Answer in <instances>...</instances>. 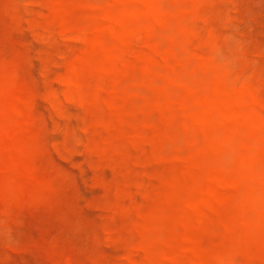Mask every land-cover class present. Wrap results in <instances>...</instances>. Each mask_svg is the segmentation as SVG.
<instances>
[{
	"label": "rangeland",
	"instance_id": "1",
	"mask_svg": "<svg viewBox=\"0 0 264 264\" xmlns=\"http://www.w3.org/2000/svg\"><path fill=\"white\" fill-rule=\"evenodd\" d=\"M0 264H264V0H0Z\"/></svg>",
	"mask_w": 264,
	"mask_h": 264
},
{
	"label": "bare ground",
	"instance_id": "2",
	"mask_svg": "<svg viewBox=\"0 0 264 264\" xmlns=\"http://www.w3.org/2000/svg\"><path fill=\"white\" fill-rule=\"evenodd\" d=\"M260 169V168H259Z\"/></svg>",
	"mask_w": 264,
	"mask_h": 264
}]
</instances>
